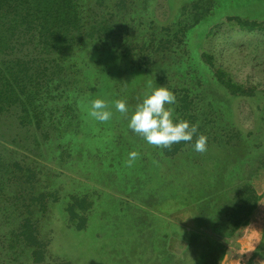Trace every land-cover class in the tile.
<instances>
[{"label": "trees", "instance_id": "1", "mask_svg": "<svg viewBox=\"0 0 264 264\" xmlns=\"http://www.w3.org/2000/svg\"><path fill=\"white\" fill-rule=\"evenodd\" d=\"M157 1L0 0V264H70L47 261L39 222L60 199L48 191L45 169L52 164L55 175L74 172L71 160L86 152L85 143L109 141L99 140L100 128L126 124L113 101L123 99L131 110L135 93L160 86L176 97L173 119L197 124L207 137L204 152L194 149L195 136L158 146L168 159L165 194L180 198L166 220L175 225L192 202L204 204L215 195L223 200V220L231 222L216 228L225 237L250 224L261 199L252 179L264 170V89L236 81L195 46V32L212 34L205 27L217 18L218 0H187L178 10L171 4L168 20L157 17ZM226 22L241 31H264V22L238 15ZM96 98L108 105L109 120L89 115ZM240 99L253 106L248 129L235 122L232 102ZM201 190L206 194L199 196ZM69 198V225L81 231L94 202L90 195ZM259 218L249 243L258 238ZM255 258L264 260V227L246 264Z\"/></svg>", "mask_w": 264, "mask_h": 264}, {"label": "rangeland", "instance_id": "2", "mask_svg": "<svg viewBox=\"0 0 264 264\" xmlns=\"http://www.w3.org/2000/svg\"><path fill=\"white\" fill-rule=\"evenodd\" d=\"M186 1L158 0L154 5L157 17L171 19V4L178 10ZM218 2L216 20H210L205 27L213 29L212 34L206 37L204 31L195 32V46L212 55L215 64L228 71L236 81L264 89V31H241L226 22L227 16L236 15L264 22V0ZM135 94L131 110L127 116L123 114L126 124L118 130L104 132L100 128L99 140L109 141L93 143L91 147L85 143L86 152L71 160L70 168L75 173L67 170L55 175L59 170L52 164L45 169L48 191L60 199L50 205L47 217L39 222L40 233L48 241L47 261L70 264H246L260 244L263 233L264 170L252 179L261 199L250 225L239 228L234 236L225 237L224 229H216L224 224L230 226L231 222L223 220V209L218 204L223 200L215 195L204 204L192 202L190 212L180 213L182 217L174 219L177 226L170 224L166 220L167 212L177 210L180 198L168 200L165 194L163 173L168 159L161 148L148 144L127 127L128 117L146 93ZM232 103L235 122L242 128L253 127L250 102L240 99ZM133 151L137 153L135 158L129 156ZM130 159L131 163L128 162ZM206 192L201 190L198 195ZM195 193L193 186L190 199L196 196ZM74 194L90 195L94 202L87 213L85 229L81 231L69 225L65 211L69 196ZM257 216L260 217L259 235L249 243L250 228ZM242 240L246 241V246L241 244ZM217 253L221 257L213 263ZM254 263L264 264V260L255 258Z\"/></svg>", "mask_w": 264, "mask_h": 264}, {"label": "clouds", "instance_id": "3", "mask_svg": "<svg viewBox=\"0 0 264 264\" xmlns=\"http://www.w3.org/2000/svg\"><path fill=\"white\" fill-rule=\"evenodd\" d=\"M175 95L165 86L151 89L136 104L127 127L140 135L148 144L170 147L180 141L190 142L195 136L194 149L198 152L206 150L207 137L198 132V125L187 120H174L171 105L175 103ZM89 115L98 121H107L112 112L108 109L105 100L96 98L90 101ZM115 109L127 116L128 106L123 99L113 101ZM131 158L137 156L136 152L129 153ZM131 163V159L128 161Z\"/></svg>", "mask_w": 264, "mask_h": 264}, {"label": "crops", "instance_id": "4", "mask_svg": "<svg viewBox=\"0 0 264 264\" xmlns=\"http://www.w3.org/2000/svg\"><path fill=\"white\" fill-rule=\"evenodd\" d=\"M250 225V224H249Z\"/></svg>", "mask_w": 264, "mask_h": 264}]
</instances>
